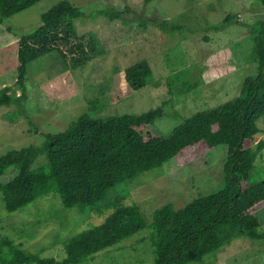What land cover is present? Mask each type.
<instances>
[{"label":"rangeland","instance_id":"1","mask_svg":"<svg viewBox=\"0 0 264 264\" xmlns=\"http://www.w3.org/2000/svg\"><path fill=\"white\" fill-rule=\"evenodd\" d=\"M61 1L43 0L0 24V89L10 87L13 97L21 99L0 107V156L41 145L46 134L66 130L92 107V114L98 118L139 115L162 107L163 115L153 123V130L167 138L185 119L234 100L244 80L258 72L253 29L259 28V20L264 18V6L258 0H67L86 15L74 21V39L83 45L89 58L73 65L72 57H83L77 49L65 51L70 53L66 63L58 53L39 58L28 67V90L23 94L16 85L18 42L38 26L44 12ZM99 9H114L125 17L111 20L96 12ZM234 13L237 20L224 30L208 28ZM155 20L167 21V28L163 30ZM174 24L182 28L173 30ZM226 48L232 49L229 61L235 69L215 77L209 58ZM142 60L152 66L153 81L114 102L118 71ZM64 83L73 86L68 99L54 95ZM258 125L261 132L257 140H264V117ZM227 151V145H220L183 166L171 159L110 189L104 202L83 211L79 207L66 210L59 197L47 196L10 215L0 200V234L29 251L61 260L65 256L64 242L89 225L102 223L115 210L113 204L138 205L151 225L154 212L164 205L172 203L180 209L195 198L220 190ZM40 162H44L43 156L35 165ZM13 175L12 168L8 169L0 183L8 182ZM262 180L264 149L257 156L250 184ZM258 215L264 232V209ZM150 232V228L138 232L83 264H155ZM196 264H264V241L237 239Z\"/></svg>","mask_w":264,"mask_h":264},{"label":"trees","instance_id":"2","mask_svg":"<svg viewBox=\"0 0 264 264\" xmlns=\"http://www.w3.org/2000/svg\"><path fill=\"white\" fill-rule=\"evenodd\" d=\"M41 1L0 0V24ZM258 1L264 6V0ZM99 11L111 20L125 17L114 9L96 10ZM235 15H228L222 23L208 28L224 30L235 23ZM83 17L86 15L81 8L63 0L42 14L33 31L21 36L16 85L23 94L28 90V67L39 58L58 53L66 63L68 52L77 49L83 52V57L73 53V65L88 60V52L74 39L77 32L74 21ZM166 22L155 20L162 29L167 28ZM258 24L260 27L253 29L258 72L244 80L240 95L185 119L169 137L153 130V123L163 115L162 107L139 115L108 118L94 116L92 107L66 130L46 134L41 145L0 156V177L10 168L14 174L8 182L0 183V200L10 215L47 196L59 197L66 210L79 207L83 211L104 202L110 189L162 167L171 159L183 166L198 155L227 145L220 190L195 198L180 209L172 203L164 205L154 212L151 225L138 205L113 204L115 210L102 223L91 224L64 242L65 256L61 260L45 257L40 251H29L0 234V264H83L148 228L155 264H196L237 239L264 241L258 215L264 209V180L250 184L257 156L264 149V140H257L261 132L258 122L264 117V18ZM171 28L177 30L182 26L174 24ZM231 54L232 49L226 48L210 56L213 76L222 77L234 71L229 61ZM153 74L147 60L118 71L113 101H122L147 87ZM61 89L54 95L68 99L74 91L70 83H64ZM17 99L21 100L13 97L10 87L0 89V107L10 106ZM41 156L44 162L35 165ZM97 211L102 213L100 209Z\"/></svg>","mask_w":264,"mask_h":264}]
</instances>
